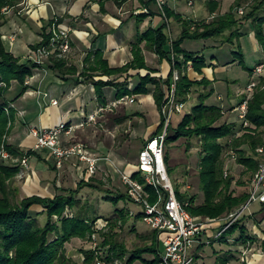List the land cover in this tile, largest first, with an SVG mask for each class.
Returning <instances> with one entry per match:
<instances>
[{"label": "trees", "instance_id": "16d2710c", "mask_svg": "<svg viewBox=\"0 0 264 264\" xmlns=\"http://www.w3.org/2000/svg\"><path fill=\"white\" fill-rule=\"evenodd\" d=\"M22 1L0 0V27L6 20L3 10L15 7ZM242 2L243 0H236L229 13L221 15L211 22L201 23L184 20L181 15H176L165 6L164 10L167 18L176 17L177 20L183 22V31L180 37L173 41L171 46L170 39L166 33V26L157 30L149 29L143 34L138 32L136 40L132 44L133 59L127 65L121 68H111L101 51H93L86 57L85 66L79 78L93 83L98 98L104 102L105 89L107 87L116 88V98L122 99L134 94L147 95L150 93L148 87L153 85L155 87L154 98L161 111L165 103V87L171 84L174 69H179L182 72L187 61H193V67L198 73H201L203 68L208 67L206 62L201 60L197 54L185 51L182 48L183 43L186 40H207L221 36L228 38L231 36V41L235 34L240 35L243 21L236 18L235 10L241 7ZM144 3L149 6L155 3V0ZM210 5L213 6L211 12H216L219 9V3L217 2H210ZM254 5L253 10L245 16V20L252 22L256 38L264 48V15L262 14L264 11V0L261 2L256 0ZM3 18L4 20L2 21ZM138 19H140V16ZM54 23H56L55 20L44 27L43 40L32 46V49L37 51L51 43L53 33L49 28ZM193 26H195L194 30H192ZM228 38L226 39L228 40ZM144 42H146V49L156 53L162 60L167 59L172 64L173 70L167 80L163 81L148 74L140 78V83L134 91L129 89L127 82L118 83L115 80H96V77L110 78L128 73L130 70H147L148 66L142 48ZM181 56L185 58V62L181 61ZM50 63V68L63 75V77L69 73L72 75L77 73L76 69L67 66L65 59L53 56ZM241 64H243V60H241ZM40 67L32 60L22 61L8 51L0 34V152L4 148L14 158L22 159L25 156H32L43 160L38 152L22 150L7 142L14 128L17 115V111L12 104L26 94L29 90L28 79L33 76L34 70ZM14 85L15 89L13 90L12 87ZM200 86H209L208 80L193 81L187 74L182 75L177 84L176 93L178 100L187 103L193 89ZM261 87L249 102L248 118L256 128L255 130L241 126L236 129L234 124L227 122L220 124L224 116L223 109L216 105L206 104V99L212 95L211 92L201 94L199 103L193 107L190 113L183 117L181 123L174 128L171 126L166 140L167 147L181 139L197 137L200 139L203 148L204 156L199 166V185L204 194V203L197 206L194 205L195 197L184 195L179 185L174 186L178 199L182 203H189L188 210L193 215L221 218L249 199L248 193L235 195L232 190V178L224 176L223 156L226 149L237 153L239 163L243 164L250 174L256 173L260 161L257 157L256 149L264 144V88L262 89ZM12 93L15 97H11ZM163 127L164 119L162 118L160 127L152 134L150 139L159 135ZM240 133L244 134L238 136ZM224 139H231V142L224 144L221 142ZM243 146H247L253 154L246 155L242 148ZM166 161H169L168 152L166 153ZM20 168V164L12 165L10 162L0 158V192L2 193L0 198V264H76L68 259L66 244L76 238L85 239L92 237L95 233H99L103 238L101 245L109 251L106 257L109 262L115 260L124 261L129 255L125 264H135L138 261L143 264H160L161 244L155 232L151 234L150 244H145V246L133 251H128L125 245L119 242V234L115 231V228L118 224L122 226L127 223V216L123 210L117 213L116 218L108 219V229L100 232H97L94 228L97 219H92L84 212H81L83 207L78 211H73L81 204L80 200L77 199V195L80 193L78 190L81 187L99 189V186L93 180L82 181L76 191L62 189V194H58L54 198L30 196L24 198L20 203H14L11 199L9 182L11 183L18 175ZM169 172H173L172 168H169ZM131 176L133 179L144 183V178L139 168L132 172ZM146 189L151 192L152 201H155L157 195L154 189L149 187H146ZM126 199H130L127 193H119L118 196L108 193L106 196V200L113 202L115 205ZM34 206L44 208L43 213L47 216V222L44 226H40L37 216H33L40 215L38 213L33 214L32 208ZM142 217V214L137 215V219H142ZM55 219L57 220L55 221ZM237 233L240 235L236 238V242H246V229L242 225V220L227 231L225 236L221 238V242L227 243L228 238L236 236ZM53 236L55 237L54 239L52 238ZM83 252L86 257L85 264H92L94 258H96L95 251L83 250ZM146 255L152 257V259L145 257ZM221 259V264H228L231 261V258Z\"/></svg>", "mask_w": 264, "mask_h": 264}, {"label": "crops", "instance_id": "0c3cea01", "mask_svg": "<svg viewBox=\"0 0 264 264\" xmlns=\"http://www.w3.org/2000/svg\"><path fill=\"white\" fill-rule=\"evenodd\" d=\"M149 1L150 0H24L21 3L20 10L16 13V16L20 14L18 16L21 17L10 15L8 23L0 27V32L3 36L8 35L9 37L11 35L4 41L7 49L22 61L31 58L33 62H35L31 46L41 41L45 26L53 20H59L58 25L67 26L72 29L71 51L65 55V62L68 67L76 69L77 73L75 75L69 73L63 77V75L50 68V61L44 64L40 69L34 70L32 78H29L27 81L29 90L16 103L12 104L17 111V115L14 128L8 137L10 144H15L22 148H32L35 144V137L32 133L34 129H50L63 123L68 126H78L71 136L62 137L63 144L82 143L94 155L109 157L114 165L112 163L108 164L102 162L100 164V171H104V165L109 166L112 170L114 166L117 168L112 158L114 155V152H112L113 149L112 147L109 148V143H112L109 137H116L115 133L119 130V125L116 123L118 119L114 121L110 119L108 123L107 114L109 111L115 112L116 109L121 107L113 105L116 101L121 99L116 98V88L107 87L105 89L104 102L98 98L94 84L79 77L83 72L86 57L93 51H101L104 55V59L107 60L111 68H121L127 65L133 59L132 44L135 42L138 32L143 34L149 29L157 30L166 26L171 41H175L181 35L183 31L182 24L175 19L176 17L168 19V22H166L159 13L156 0L155 3L149 6L145 5L144 2L148 3ZM165 1L166 7L176 15H181L187 20L195 23L210 22L208 20L209 18L219 17L229 13L236 2V0ZM210 2L219 3V9L216 12H211L213 6L210 5ZM139 16L140 19H138ZM246 26L251 29L253 28L252 22L243 26V28ZM49 29L52 31L53 25ZM251 34L252 42L256 47V53L261 51V53L264 54V49L258 43L254 32H251ZM13 36L14 40L12 41L10 38ZM211 41V39L186 40L183 43L182 48L185 51L197 54L208 66L203 68L201 73L196 72L193 66L189 68L186 67L183 73L187 74L193 81L206 79L209 82V86L207 87H195L191 96H197L199 99L201 94L209 91H211L212 94L218 88L223 87L225 91H228L230 98L228 100L229 102L223 104L224 107L222 105L221 108L223 111H229V113L231 110L234 112V107L241 102L245 95L244 92L247 85L252 81L255 66L263 60L264 57L252 64L250 68L246 65L248 69L243 67L246 72H242L241 75L247 73L250 79L247 83L241 85L239 83L240 80L231 77V74H233L232 71L236 68V65L239 63L241 64V60L243 59L238 60L237 55L232 61L233 63H230V58L222 62L216 55H212V59L207 60L203 51L205 48H221L223 46L221 43L222 41ZM198 42L203 43L204 48L202 50L199 45L196 44ZM258 45L259 49L257 48ZM145 46L146 42L142 44V48L148 66L147 70H130L128 73L110 78L96 77V80H115V82L118 83L127 82L131 91L137 88L140 83V78L148 74L163 81L167 80L173 70L172 64L167 59H160L156 53L146 49ZM247 56L248 55L245 53V57ZM236 60H238V63ZM224 64L228 65L225 66ZM223 76L224 78H222ZM148 88L150 93L147 95H132L136 97L135 103L140 105V109L134 111L133 114L125 115H135L134 117H129L127 122L139 118V127L133 128L131 133L141 138L144 136V146L148 140H150L152 134L158 130L162 121L161 112L154 98L155 87L150 85ZM12 89H15V85ZM128 97L130 96L125 98ZM219 99L222 100V97L219 96ZM54 101L57 102L56 105L53 104ZM133 104L128 102L122 105L128 106ZM225 111L224 114L226 113ZM234 115L235 114L227 121L234 122ZM91 117H94L93 120H91ZM224 118H227V116H223L222 119ZM143 120H147L148 123ZM82 123L84 126H81ZM234 123L235 125L237 124L236 122ZM106 125L107 129L101 130V127L105 128ZM237 125L239 126V124ZM236 129L238 128L236 127ZM109 134L111 136H109ZM243 134L244 133H240L238 136H242ZM75 140L79 142H74ZM45 153L47 152H38L43 160L49 162L51 157L45 158ZM34 159L38 158L34 157ZM69 162L71 165H77L75 163H79L76 158L71 159ZM70 163H66L65 169L62 171L58 170L55 165L46 164V169L52 171V174L47 175L48 171L42 172L44 170H37L39 165L30 160L31 171L27 182L29 185V182L32 181V183L36 185V187H33L34 192L37 191V193L32 192L33 195L31 196L54 198L58 194H62V182L65 174L70 171L67 170L70 168ZM84 168L85 166L80 163L78 169L81 172L82 178L84 177ZM56 179L57 182H55ZM84 180L86 179L83 178V181ZM90 180L92 181L93 179ZM28 185L25 189L30 187ZM57 188L61 189L58 193H55ZM204 200L202 203H196L194 205H201L204 203ZM216 228L215 226L212 227L211 230L206 231L205 235L202 237V241L205 243H202V245L205 246L206 240L214 236V230ZM239 235L240 234H238L237 237H239ZM232 239H235L236 242V238ZM216 244H218V247L215 249L214 254L222 250L229 251L230 249H234L230 248L231 246L228 242H216ZM237 248H241V246ZM199 256H203L204 258L210 257L204 256L202 249L199 251L197 250L196 258ZM202 261L203 260H201V262ZM261 262V264H263V261ZM230 263L231 261L228 264Z\"/></svg>", "mask_w": 264, "mask_h": 264}, {"label": "rangeland", "instance_id": "374dc122", "mask_svg": "<svg viewBox=\"0 0 264 264\" xmlns=\"http://www.w3.org/2000/svg\"><path fill=\"white\" fill-rule=\"evenodd\" d=\"M184 1H187V0H184ZM261 1L262 0H258V2H261ZM21 3L15 7H9L3 10V14L6 20L2 26L8 23L10 15L12 16L15 15V17H19V18L21 17V16H18L20 14L16 16V13H18L20 10L19 8L21 6ZM254 4H256V0H243L241 7L235 10V16L238 20L243 21V24H242L243 26L251 22V21H246L245 16L253 10L255 6ZM156 5L158 6L157 1H156ZM241 9L244 10L243 15L239 13ZM158 10L161 16L163 17V19L166 22H168L169 18H167L165 10L163 11L160 10L159 6H158ZM262 14L264 15V11L262 12ZM217 18L218 17L209 18L208 20L211 22ZM185 19L186 18H184V20ZM3 20L4 18L2 19V21ZM177 21L182 24V28H183V22L179 20ZM194 29H195V26L192 27V30ZM251 32H254V35H255L254 27L251 29L246 26L245 28L242 27L241 34L240 35L235 34L234 37H232L233 39L231 41H230L231 36H229V38L226 36L212 38L211 42L222 41L221 43L223 46L221 48L207 47L203 50L207 60L212 59V55H216L217 58L221 59L222 62L230 58V61H231L230 63H233L232 61L237 55H238L237 56L238 60L243 59L244 61L243 64H240V63L237 64L236 68L232 71L233 74H231V77H235L240 80L239 83L241 85H243L244 83H247L250 79V76H248L247 73H244V75H241L242 72H246L243 69V67L248 69L246 65L250 68L252 64L258 62L260 59H263L264 57V54H262L261 51H259V53H256V50H255L256 47L254 46V43L252 42ZM166 33H168V30H166ZM0 34L2 35L3 42L11 36V35L9 37L8 35L3 36L1 32ZM167 35L170 39L169 33ZM230 35H231V32H230ZM226 38H228V40ZM42 40H43V37L41 41ZM171 44H173V41H171L170 39V45ZM196 44L199 45L201 50L204 48L202 42H198ZM32 46H31V50H32V54L34 55L33 57L35 59L37 57V53L39 49L35 51L34 49H32ZM257 48L259 49V45ZM7 50L9 51V49ZM245 53L248 55L247 57H245ZM51 58H53V56H50L48 58L44 56L42 63L37 62V64L43 67L44 64L51 61ZM65 58L66 56L61 57V59H65ZM180 59L181 61L185 62L184 61L185 58L183 56H181ZM29 60H32V59L30 58ZM238 60H236L237 63H238ZM224 65L227 66L228 64H224ZM192 66H193V61H187L186 66L183 67V71L184 69H186V67L189 68ZM176 71L180 73V79L182 75H185L183 71L181 72L179 69H174V74ZM222 78H224V76ZM253 79H256L254 77V73L252 76V80ZM173 80H174V75L172 77L171 84L168 87H165V103L169 99V96L171 93V86L174 83ZM179 81H177L176 83L178 84ZM27 85H28V82H27ZM176 92H177V85H176ZM210 92L211 91H209V93ZM244 94H246V90ZM190 96H189L190 100L187 103H184L178 100L177 93H176V99L179 103L184 104V109H183V113L175 114L173 116V119H172L173 128L177 127L181 123L183 117L186 114L190 113L193 107L199 103V99L197 96H191V97ZM219 96L222 97V100L219 99ZM11 97H15L13 93ZM130 97H135V96H130ZM244 97L245 95L243 96L242 100L244 99ZM229 98H230V95L228 91L227 90L225 91L223 87H220L215 92H213L210 97L206 99L207 100L206 104L217 105L221 107L223 104H227L229 102L228 101ZM118 106L119 107L121 106V107L119 109H116L115 112L109 111L108 114L106 113L108 123L110 122V119L113 121L115 119H118L116 123L117 125H119V128H118L119 130L117 131V133H115V136H116L115 138L109 134V136H111L109 138H110V141H112L111 143L112 145L109 143L110 141L108 143H109V148L112 147L113 149L112 152H114V155L112 156V158L114 159L117 168H119L120 170H123V172L127 174H131V172L139 168V155L144 146V143H143L144 136L141 138V137H138L137 135H132L131 133V130L133 128L139 127V124H138V122L140 121L139 118L131 120V122H127L129 120L128 119L129 117H134L135 115H131V116H125V115L133 114L134 111L140 109V105L138 103H135L133 105H128V106L121 105V104ZM162 110L160 112H161L162 118L164 119ZM225 112L226 113L224 114V116H227L228 119L227 118L222 119L220 121V124H223L225 122H228L234 125H235L234 122H236L237 124H239V126L242 124V121L239 118V113H234L233 110H231L230 113L229 111L228 112L225 111ZM233 114H235L233 117V120L235 121L234 122L227 121L229 120L230 117H232ZM143 121L148 123L147 120H143ZM237 124L235 126L239 128ZM106 127L107 125L105 126V128L101 127V130L107 129ZM7 142L9 143V140ZM74 142H79V141L75 140ZM221 142L226 144L227 142H231V141L230 139H227V140L224 139ZM13 146L18 147V145H15V144H13ZM18 148L22 150H27V151L32 150V148H22V147H18ZM242 148L246 152V155L253 154V152L250 151V149L247 146H243ZM202 150H203L202 144L200 142V139L197 137H194L191 139H181L180 141L171 145L170 147L166 146V153L167 152L169 153V161L167 163H168L169 168H172L173 170L172 173L169 172L171 180L174 186L179 185V188L184 195H187L189 197H193V196L195 197L194 204L202 203V201L205 199L204 194L201 191L200 185H199V166L204 156ZM5 152L8 153L3 148L2 151L0 152L1 160L10 162L12 165L18 164V162L14 160L4 159L3 153ZM229 153L230 151L226 149V152L224 153V156H223V165H224L223 172L224 173L227 172L228 173L227 177L232 178L233 180L232 190L234 191L236 195H240L244 193L249 194L250 189H251V182H252V179L255 173L250 174L247 171L246 167L243 164L239 163V160H238L239 156L237 153L234 152L235 158H233L232 154L229 155ZM44 157L46 158L49 156L47 153H45ZM28 158H29V162L30 160H32L33 163H37L39 165L37 170H40V171L44 170L42 172L48 171L46 169V166H47L46 164H50V165L52 164V166L55 165V167L57 168L56 161L54 158H51L49 162L40 161L39 159H34V157L32 156ZM66 163H70V162L69 161L65 162L62 169H58V168L57 169L62 171L63 169H65L64 167ZM75 164L77 165H71V163L69 164V167L70 168L72 167V168L67 169L70 171L64 176V180L62 182L63 183L62 189L64 190L76 191L79 188V185L81 184V182L83 181V178L81 177V172L78 169L80 163H75ZM104 167H105L104 171L103 170L99 171L93 178H91L93 179V181H95V184L99 186V189L96 190L94 188L86 187V186L81 187L78 190L80 193L77 195V199L80 200L81 204L79 205L78 208H76V210H73V211L74 212L78 211L79 209H81V207H83L81 212H84L90 218L92 219L95 218L97 219V221L99 220L106 221L108 219L116 218L117 213L123 210L127 216V223L123 224L122 226L118 224V226L115 228V231L118 232L119 234L118 236L119 242L125 245L128 251H133L137 248H141L145 246V244H150L151 243L150 238H151V234L153 231H151V228L147 226L142 219H137V215L139 214V211H140V206L135 204L130 199L122 200L118 205H115L113 202L106 200V196L108 193H111L115 196H118L119 193L126 194L127 188L121 179V175L117 171H115V168H113L112 170L111 168H109V166L104 165ZM48 174H52V171L51 170L48 171L47 175ZM55 182H57V179L55 180ZM9 184H10V189H11L10 191L11 199L14 203H20L24 198L33 195L32 194V192H34L33 187H36V185L33 184L32 181L29 182V185H28L26 176L24 175L21 178L20 172L13 179L11 183L9 182ZM27 185L30 187H27V189H25ZM60 189L61 188H57L55 193H58ZM34 193H37V191H35ZM1 196H2V193L0 192V198ZM247 201L241 206L234 209L233 211L235 212L239 210L242 206H244L247 203ZM32 212L33 214H37V213L40 214L39 216L38 215H33V216H37L39 225L44 226L47 222V216L46 214L43 213L44 208L40 206H34L32 208ZM229 214H226L224 217L228 216ZM211 219H215V218H211ZM222 219H225V218H222ZM56 220L57 219H55V221ZM241 220H242V225H244L246 229V233H245L246 242H238V243L235 242V239H232V238H237L239 234L237 233L236 236L229 237L227 241L228 244L231 246L230 248H234V249H230L229 251L222 250L214 254L215 249H217L218 247L217 246L218 244H216V242H221V238H223L225 234L227 233L226 231L224 234L219 236L220 231L223 229V226H221L222 224H220L214 230V236L206 240L205 246L201 245L204 247L200 246L201 248L199 247L198 249V251L202 249V253H204V256H210V257L208 258L207 257L204 258L203 256H199L198 258L195 257L196 261L193 264H221V261H222L221 258H229V259L231 258L230 264H261L262 263L261 261H263V264H264V245H263L264 244V205H261L260 203L253 204L251 208L245 212ZM95 226H96L95 229L98 230L97 224H95ZM230 229L231 228H229L228 231ZM52 238L54 239L55 237L53 236ZM102 242H103V238L101 237L99 233H95L94 237L92 235V237H87L85 239H81V238L73 239L71 242L66 244L67 257L71 262H74L76 264H85L86 257H85L83 250H88V251L92 250V251H95V254H96V258H94V261L92 262V264H98L97 260L101 261L102 264H125L126 259L129 257V255L126 257L124 261H121V260H115L112 262L107 261L106 257L109 251L107 250V248H104L101 245ZM239 246H241V248H237ZM162 251H163V248L161 246L160 252ZM145 257L152 259V257H149L147 255ZM215 257H218V258H215ZM201 260L203 261L201 262ZM135 264H143V263L138 261Z\"/></svg>", "mask_w": 264, "mask_h": 264}, {"label": "built area", "instance_id": "2783aa9c", "mask_svg": "<svg viewBox=\"0 0 264 264\" xmlns=\"http://www.w3.org/2000/svg\"><path fill=\"white\" fill-rule=\"evenodd\" d=\"M156 1L160 10L163 11L166 5L165 0ZM239 13L243 15L244 10L241 9ZM55 22L52 29V43L38 50L37 57L34 59L36 63H42L44 56L46 58L50 56L61 58L71 51L72 29L58 25L57 20ZM11 40L13 41L14 37ZM253 73L256 79L248 84L245 97L234 107V112L239 113V118L242 121L241 127L255 130L256 128L248 118L249 102L253 99L257 89L261 86L262 89L264 88V60L254 68ZM179 80L180 73L176 71L169 99L162 110L164 117L162 132L148 140L140 152L139 169L142 172L144 183L133 179L130 174L124 173L114 166L115 171L121 175L128 196L135 204L140 206L139 214H142V220L151 228V231L157 234L163 248V251L160 252V264H193L196 261L195 253H197L198 247L205 243L202 241V237L207 230L222 224L223 229L219 233V236H221L239 222L253 204L260 203L264 205V144L256 149L257 157L260 160L259 166L251 182L249 199L239 210L231 212L226 217L211 219L193 215L188 210L189 203H182L178 199L166 162V140L172 126L173 116L183 113L184 109V104L179 103L176 99V82ZM128 102L135 103V97L123 98L113 105L117 106ZM53 104L56 105L57 102L54 101ZM93 118L91 117V120ZM81 126H84V124L82 123ZM77 127L63 123L50 129H34L32 133L35 137V144L32 150L35 152L46 151L49 157L55 159L58 169H62L65 162L76 158L79 163L85 166L83 178L89 181L100 171L102 162L111 164L112 161L109 157L94 155L82 143L64 145L62 137L71 136ZM230 154L235 158L233 151ZM3 158L18 162L21 166L20 177L22 178L25 175L26 180H28L31 168L27 156L19 159L5 152ZM224 176L227 177L228 173L225 172ZM146 187L154 189L156 192L155 201H152V194ZM95 224H97L98 230L95 229L97 232L106 230L109 226L107 220H99ZM97 263L102 264L99 260H97Z\"/></svg>", "mask_w": 264, "mask_h": 264}]
</instances>
